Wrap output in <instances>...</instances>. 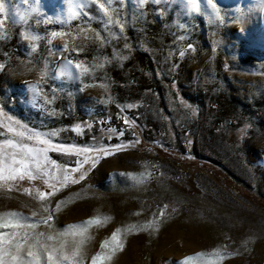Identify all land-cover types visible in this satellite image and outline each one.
<instances>
[{
    "label": "rangeland",
    "instance_id": "374dc122",
    "mask_svg": "<svg viewBox=\"0 0 264 264\" xmlns=\"http://www.w3.org/2000/svg\"><path fill=\"white\" fill-rule=\"evenodd\" d=\"M3 3L0 156L31 131L67 149L0 179L3 239L42 234L40 264L61 245L80 264H264L260 0Z\"/></svg>",
    "mask_w": 264,
    "mask_h": 264
},
{
    "label": "snow or ice",
    "instance_id": "6c2138e0",
    "mask_svg": "<svg viewBox=\"0 0 264 264\" xmlns=\"http://www.w3.org/2000/svg\"><path fill=\"white\" fill-rule=\"evenodd\" d=\"M152 2L158 3L159 0H152ZM207 6L215 12L217 5L214 3V0H205ZM91 3L97 4V7L108 15L107 10L104 8V5L98 3V0H91ZM123 3V0H121ZM140 5L145 3V0H138ZM262 6H264V0H260ZM189 12L197 9L196 0H188ZM264 10V8H262ZM4 13V3L3 0H0V15ZM87 15V14H86ZM109 23H112L111 18L109 17ZM123 31V28H121ZM2 34V33H0ZM56 35V33H53ZM127 47V46H125ZM71 64V61L68 62ZM77 69L80 68V65L77 64L75 66ZM66 75H71V72L67 69L65 70ZM59 75V74H58ZM7 131L9 133H14L16 137L24 138V131H18L13 127H8ZM45 133L31 131L27 136L28 140L34 141L36 146H31L27 143H23L20 141H14L13 139L4 140L2 143L7 145L9 148L13 149V153L11 154V159L9 160L6 156H0V179H16L19 176L20 179H23L25 176L28 179H33L35 173H40L44 168L47 167L48 164L55 165L54 160H49L47 153L49 150L52 151H66L62 145L52 144L48 139L43 138ZM103 151L107 152V149H103ZM35 169V173L30 171V169ZM77 168H80V165L77 164L76 168H73L72 171L76 172ZM5 173H7V177H5ZM44 175H48L47 172ZM83 179V176L80 177ZM64 181L67 182L69 177L67 175L64 176ZM74 182V181H73ZM47 183V181H45ZM59 183V181H57ZM55 186L53 185L52 191L54 192ZM51 194V192L49 193ZM45 195L44 192L40 193V196L43 198ZM23 227V226H21ZM28 228H33L34 225H27ZM68 233H58L57 239L61 236H66ZM16 236L15 233L12 234ZM75 235V233H73ZM45 237L39 233L33 232H24L22 236L23 245L19 242V239L13 241H5L3 239V234L0 233V264H40V261L36 255V252L33 251L34 248L47 247L41 243ZM52 236H48L47 240H52ZM113 241L117 239V234L114 232L112 235ZM104 244L102 242L101 247ZM26 247L28 249L27 258L23 255L22 248ZM48 264H80V255L78 247L73 248L70 252H65L63 245H61L59 251L56 248H51L47 253ZM104 256L102 253L97 252L91 258V264H103Z\"/></svg>",
    "mask_w": 264,
    "mask_h": 264
}]
</instances>
